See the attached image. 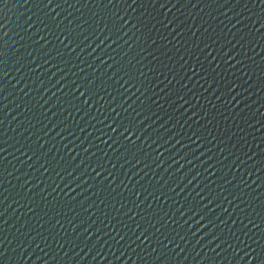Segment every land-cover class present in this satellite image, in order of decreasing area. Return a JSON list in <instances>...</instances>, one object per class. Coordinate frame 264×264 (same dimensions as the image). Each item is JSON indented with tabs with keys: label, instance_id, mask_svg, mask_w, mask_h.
<instances>
[{
	"label": "water",
	"instance_id": "1",
	"mask_svg": "<svg viewBox=\"0 0 264 264\" xmlns=\"http://www.w3.org/2000/svg\"><path fill=\"white\" fill-rule=\"evenodd\" d=\"M0 264H264V0H0Z\"/></svg>",
	"mask_w": 264,
	"mask_h": 264
}]
</instances>
